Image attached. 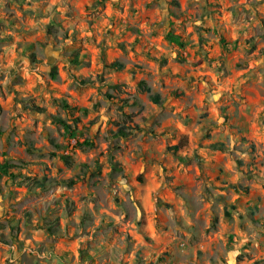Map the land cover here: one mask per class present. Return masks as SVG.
<instances>
[{
	"label": "rangeland",
	"instance_id": "374dc122",
	"mask_svg": "<svg viewBox=\"0 0 264 264\" xmlns=\"http://www.w3.org/2000/svg\"><path fill=\"white\" fill-rule=\"evenodd\" d=\"M4 160L0 264H264V0H0Z\"/></svg>",
	"mask_w": 264,
	"mask_h": 264
},
{
	"label": "trees",
	"instance_id": "16d2710c",
	"mask_svg": "<svg viewBox=\"0 0 264 264\" xmlns=\"http://www.w3.org/2000/svg\"><path fill=\"white\" fill-rule=\"evenodd\" d=\"M166 38L170 43H173L177 46H184V42L180 39V37L176 34H174L172 31H168L166 33ZM73 61H71L72 63H77L78 62V56L74 55L73 57ZM110 68L115 69V70H121L124 68V64L119 62V61H113L110 65ZM54 71V69H53ZM136 90L138 92H146L149 93V97L152 100V102L159 104L160 103V97L157 93H151V88L146 84V82L141 79L136 83ZM129 100V99H128ZM131 103L130 104H137L138 103V98L136 96H133L131 99ZM54 102H56L58 105H60L61 107H63L66 110H71L72 112L77 110L78 107L76 105H72L68 100L61 98V99H54ZM124 104H122V106L124 105H128V101L127 99L124 100ZM31 110L35 111V112H39V113H44V109L35 105H32ZM82 111H85V108H81ZM73 119L75 121H79L78 117H73ZM55 121L59 124H61L64 129L66 130H71V126L66 123L65 120L59 118V117H55ZM132 130L133 127H123V126H118L115 132V136L117 137H121V138H126L129 135L132 134ZM71 134H73V132L71 131ZM189 141H188V137L186 135H182L179 138V141L175 144H169L166 146V151L171 152L176 158L180 159V160H184V157L182 155V150L186 147H188ZM209 148L214 149V150H222L224 149V144L223 143H211L209 144ZM63 159H66L67 157L65 155H62ZM67 160V159H66ZM10 164L8 163L7 160H4L2 163H0V176H6L7 179L9 180H13V178L15 177L13 171L10 170ZM45 182H46V178H42L39 180H34L33 184L37 187V188H44L45 187ZM62 182L66 183L67 185H72L74 184L75 180L73 178H68V179H64L62 180Z\"/></svg>",
	"mask_w": 264,
	"mask_h": 264
}]
</instances>
